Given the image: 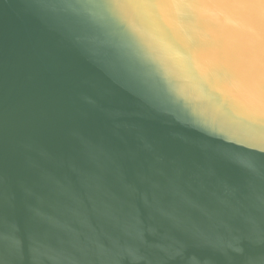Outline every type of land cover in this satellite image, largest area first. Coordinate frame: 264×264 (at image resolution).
<instances>
[{
    "label": "water",
    "instance_id": "95a60500",
    "mask_svg": "<svg viewBox=\"0 0 264 264\" xmlns=\"http://www.w3.org/2000/svg\"><path fill=\"white\" fill-rule=\"evenodd\" d=\"M0 264H264V0H0Z\"/></svg>",
    "mask_w": 264,
    "mask_h": 264
}]
</instances>
